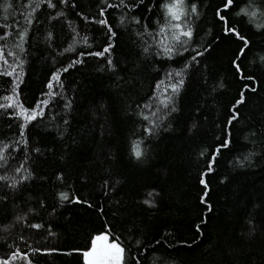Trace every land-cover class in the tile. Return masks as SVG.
Wrapping results in <instances>:
<instances>
[{"label":"trees","instance_id":"trees-1","mask_svg":"<svg viewBox=\"0 0 264 264\" xmlns=\"http://www.w3.org/2000/svg\"><path fill=\"white\" fill-rule=\"evenodd\" d=\"M224 2L185 0L193 38L185 45L188 51L177 46L169 59L157 54L143 28L158 30L164 0H126L130 7L107 8L115 32L111 39L96 21L105 18L102 7L119 0H52L54 8L47 0H0V34L11 33L0 43L23 60L19 81L15 74H2L11 71L6 65L0 67V103H7L3 97L13 95L17 84L24 107L49 100L24 137L22 120L10 115L15 109H0V146L9 145L7 163L0 162V175L9 178L0 180V259L19 247L32 264H84L72 250H87L107 224L127 246L128 264H134L133 257L140 264H264V30L236 14L241 0L220 12L249 41L240 55L242 42L225 34L217 16ZM5 3L12 8L5 11ZM28 13L31 25L25 23ZM25 27L28 35L19 52L14 45ZM109 42L111 66L108 54L79 55L101 51ZM194 49L204 53L197 62L191 61ZM77 59L83 63L68 67ZM180 70L184 83L177 93L168 90L169 108L148 134L139 113L155 110L154 94L162 97L163 88L178 79L169 81L167 74ZM57 72L60 83L52 90L58 95L48 97L47 85ZM161 80L164 85L157 89ZM242 91L244 103L229 125ZM147 103L153 108L143 109ZM134 140L142 141L140 158L132 152ZM226 140L228 147L221 148ZM22 161L26 170L17 173ZM61 192L69 200L60 199ZM76 197L84 202H73ZM32 248L59 251L33 254Z\"/></svg>","mask_w":264,"mask_h":264},{"label":"snow or ice","instance_id":"snow-or-ice-1","mask_svg":"<svg viewBox=\"0 0 264 264\" xmlns=\"http://www.w3.org/2000/svg\"><path fill=\"white\" fill-rule=\"evenodd\" d=\"M63 2H67V0H63ZM143 0H141V3ZM242 6L238 8L237 15L238 16H244L246 18V21L255 29L257 30H264V0H241ZM47 4L49 7H56L54 3H52V0H47ZM121 6L124 7H130L126 4V0H119V3L107 4L106 8L102 7L100 9V16L105 17L104 19H100L96 21L97 23L107 27L109 32V38L115 36V32L112 31V26L108 23V19L105 16V12L107 8H120ZM135 5H131V7H134ZM235 0H225L223 3L222 9L217 10V16L218 18L224 23V31L225 34H234L237 39H239L243 47L240 49V55L245 54V49L249 47V41L246 36L241 35L240 31L237 30L236 27L230 26L229 19L221 15V11L229 10L233 7H236ZM5 11L12 8L11 3H5L3 5ZM39 7V4L37 3L35 7H33L32 11L34 12L36 8ZM160 8L163 11V22L159 23L158 30L153 33L148 31L147 24L143 25L144 32H146L149 36L153 38L154 44L158 47L159 52L158 55L163 54L164 56H167L169 59L172 58L174 53L177 50V46L183 47L184 51H188V48L185 47V45L188 44L189 41L193 38V28L190 24V16L189 12L186 10L185 7V0H164V3L160 5ZM151 10V9H149ZM191 13L195 14L197 13V6L196 4L191 5L190 9ZM57 15H62V13H57ZM31 13H28L25 17V23L27 25L32 24ZM137 24H140L141 21L138 18H133ZM123 17H121V23H123ZM11 33L4 32L0 34V41H4ZM28 35V29L27 27L23 28L22 30L18 31V37L19 42L14 45V49H18L19 52H23L24 48V42ZM138 35H142V33H138ZM49 36H51V33H49ZM83 42L87 44L88 37H83ZM71 47V46H70ZM113 45L111 42H109L106 46L103 47L101 51L98 52H88L84 53L81 52L79 55L80 57H83L85 55L89 56H97V57H104L106 54L109 55L108 64L109 66L112 65V60L110 58V53ZM207 49H205L206 51ZM65 51H68V49H65ZM145 52L148 51V48L144 49ZM194 55L191 57L192 62H197V57L202 56L204 53L202 51L193 50ZM9 57H14L15 60L13 63H9ZM77 63H83L82 59H77L75 61H72L71 64L68 65V67H72ZM23 60L21 59L20 55L17 53L16 50H9L7 44L0 43V67L7 66L11 69V71L5 70L2 74L7 76H12L13 74L16 75V80H20V73L17 72L18 68H22ZM185 69L189 67L188 64H185ZM237 69L239 70V65H236ZM68 68H64L63 71H67ZM183 70L176 71L175 73L169 72L167 74V79L171 81L173 77H176L175 82L168 83L166 87L163 88V94L162 97L155 96L156 100H158V104L155 107V110L151 111L150 114L145 113L143 110L140 111V115L142 118L148 122L149 126L145 127V132L148 134H151L154 131L155 126L157 125L158 119H161L162 117L159 115L163 109H168L170 102L172 100V96L166 95L168 90L170 89L172 93L179 92L180 88L182 87L184 80L182 78ZM248 79H252L251 77H248ZM55 84L60 83V74L59 72L54 73L52 79L49 81L47 87L49 89V92L45 95L48 97H55L58 95L55 91H53V87ZM164 85V81L161 80L157 83L156 88L161 89V87ZM248 86L246 85L245 88ZM18 84L16 87L12 89L13 95L11 96H5L3 99L7 101V103H0V109H8L12 108L15 109L10 115L19 118L22 120V122L19 125L20 132L19 135L21 137L25 136V129L27 128L28 124L32 121L36 120L39 117H42L45 114V109L49 105L48 99L40 100L34 108L28 109L23 106V103L19 101V93L17 91ZM252 91H255L254 88L251 89ZM244 103V93L241 92V97L239 100L236 101V104L233 105V115L228 121V124L230 125L233 121H235L239 113L236 111V108L238 105ZM70 102L65 105V107H69ZM143 109H152L153 104L147 103L142 106ZM21 143L27 144V140L24 139L21 141ZM142 141L140 140H134L132 141V152L135 155L136 158H140L143 155V150L141 148ZM230 143V140H226L220 147L225 148L228 147ZM9 148V145L4 144L0 146V162L7 163L8 157L5 155V151ZM220 148L216 149V153L213 154L212 159L209 161L208 164V172H211L213 170L212 165L215 163L216 155L219 153ZM21 169H25V163L22 161L15 169L17 173L21 172ZM26 170V169H25ZM202 175H207V173H204ZM9 178L4 175H0V180H8ZM28 179L27 176H22L21 180ZM17 181L15 179L12 180V187H15ZM200 183L205 186L207 189V181L205 179H201ZM151 195V194H149ZM208 195L207 191H205L204 196L206 197ZM60 199L62 200H69V194L65 192H61L59 194ZM73 202L76 203H83L84 201H81L79 197H76ZM146 204L150 205L152 204V201L145 200ZM203 202V197H202ZM210 208V206H209ZM24 217L20 216L17 217L18 220H23ZM32 228L40 229L42 225L40 224H33L31 225ZM24 237H21V240H23ZM159 243V242H157ZM58 249H40V248H32L31 252L33 254H51L52 252H58ZM73 252L80 253L83 257L84 264H128L129 256H128V248L126 245H124L120 237L112 233L111 226L105 224L104 230L93 235L89 241V246L87 250H81V249H73ZM71 254V253H66ZM134 264H140V260L138 257H133ZM17 260H25L27 264H32V260L29 257V254L27 252H22L19 247H16L15 251L11 252V254L6 259H0V264H12V262Z\"/></svg>","mask_w":264,"mask_h":264}]
</instances>
